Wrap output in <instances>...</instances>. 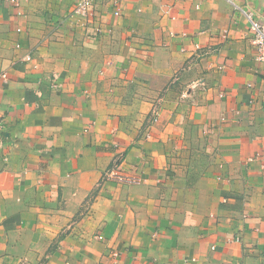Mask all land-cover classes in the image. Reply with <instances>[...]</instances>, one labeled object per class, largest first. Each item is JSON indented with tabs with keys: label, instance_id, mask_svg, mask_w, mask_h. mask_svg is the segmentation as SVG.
Masks as SVG:
<instances>
[{
	"label": "crops",
	"instance_id": "obj_1",
	"mask_svg": "<svg viewBox=\"0 0 264 264\" xmlns=\"http://www.w3.org/2000/svg\"><path fill=\"white\" fill-rule=\"evenodd\" d=\"M93 1L0 0V264H264V0Z\"/></svg>",
	"mask_w": 264,
	"mask_h": 264
},
{
	"label": "built area",
	"instance_id": "obj_2",
	"mask_svg": "<svg viewBox=\"0 0 264 264\" xmlns=\"http://www.w3.org/2000/svg\"><path fill=\"white\" fill-rule=\"evenodd\" d=\"M10 3H13L15 5H18V0H5ZM74 7H73V12L72 16L83 19V20H89L90 18L93 17V0H72ZM112 4L115 6L117 5V0H110ZM229 4L235 6L233 3V0H226ZM114 16L119 15V10H114L113 11ZM244 15L249 21L250 25V32H251V44L254 47V60L264 63V22H258L254 21L251 19V14L244 12ZM16 47H19V44H17ZM196 50L200 51L199 46H195ZM207 52H202V54H206ZM31 60L30 55H25L22 58V61L28 62ZM7 77V74L5 72H0V79L5 80ZM158 119V109L156 107L153 108L152 110V122H156ZM3 128V123L0 121V131ZM251 161V159H250ZM114 178L115 180L118 181H133L131 177H123L119 176L118 173L114 168L108 169L105 171L103 178L108 179V178Z\"/></svg>",
	"mask_w": 264,
	"mask_h": 264
}]
</instances>
